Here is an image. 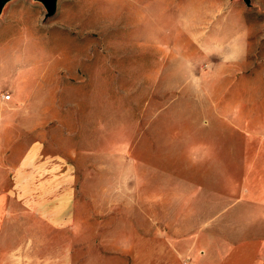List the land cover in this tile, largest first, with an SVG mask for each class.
Returning a JSON list of instances; mask_svg holds the SVG:
<instances>
[{
    "label": "rangeland",
    "instance_id": "obj_1",
    "mask_svg": "<svg viewBox=\"0 0 264 264\" xmlns=\"http://www.w3.org/2000/svg\"><path fill=\"white\" fill-rule=\"evenodd\" d=\"M46 14L12 0L0 16L5 155L43 142L71 167L77 202L83 187L104 192L107 210L136 191L155 237L138 238L134 260L117 246L119 264H164L149 259L167 251L156 236L171 238L163 224L184 216L161 208L202 207L207 233L226 151L245 141L252 156L264 151V0H58ZM106 212L107 235L117 213ZM192 247L180 246L184 264Z\"/></svg>",
    "mask_w": 264,
    "mask_h": 264
},
{
    "label": "crops",
    "instance_id": "obj_2",
    "mask_svg": "<svg viewBox=\"0 0 264 264\" xmlns=\"http://www.w3.org/2000/svg\"><path fill=\"white\" fill-rule=\"evenodd\" d=\"M259 147L264 150L263 141ZM5 148L1 135L0 264H119L117 246L128 248L134 260L139 255L138 238L144 244L149 243L145 238L154 236L152 207L138 205L136 191L126 193L130 197L126 204L115 200L107 210L104 192L95 195L83 187L82 200L77 202L71 167L62 157L46 155L43 142L34 143L17 160L7 157ZM249 150L245 141L239 153L226 151L220 165L224 177H217L225 190L211 195L213 216L207 233L202 230L207 224H197V215L205 211L202 207L177 203L172 209L161 208L184 220L163 224L173 230L171 238L156 236L167 251L149 259L184 264L188 254L180 246L187 244L193 246L191 264H264V151L255 157ZM12 155L16 156L15 150ZM106 211L117 213L107 235ZM95 212L97 225L92 226L90 216ZM188 212L194 216H187Z\"/></svg>",
    "mask_w": 264,
    "mask_h": 264
},
{
    "label": "water",
    "instance_id": "obj_3",
    "mask_svg": "<svg viewBox=\"0 0 264 264\" xmlns=\"http://www.w3.org/2000/svg\"><path fill=\"white\" fill-rule=\"evenodd\" d=\"M10 1H12V0H0V16L3 12L5 5L7 3H9ZM36 1H39L44 5V7L47 11L46 18H50V17L54 16V14L56 13V10H57L58 0H36ZM244 2L246 3L247 6H250V4H251V0H244Z\"/></svg>",
    "mask_w": 264,
    "mask_h": 264
}]
</instances>
